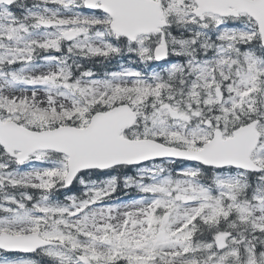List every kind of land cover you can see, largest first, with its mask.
Instances as JSON below:
<instances>
[{"label":"snow or ice","instance_id":"obj_1","mask_svg":"<svg viewBox=\"0 0 264 264\" xmlns=\"http://www.w3.org/2000/svg\"><path fill=\"white\" fill-rule=\"evenodd\" d=\"M0 264H264V0H0Z\"/></svg>","mask_w":264,"mask_h":264}]
</instances>
